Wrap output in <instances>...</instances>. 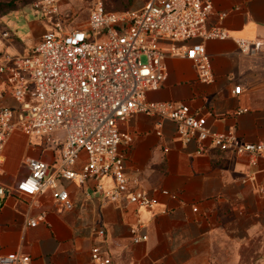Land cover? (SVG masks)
<instances>
[{
    "label": "crops",
    "instance_id": "obj_1",
    "mask_svg": "<svg viewBox=\"0 0 264 264\" xmlns=\"http://www.w3.org/2000/svg\"><path fill=\"white\" fill-rule=\"evenodd\" d=\"M64 1L59 9L70 19ZM145 1L136 2L133 9ZM204 1L212 5L207 26H219L229 38L195 39L186 45L202 43L213 83H200L190 60L167 57L166 80L146 93V101L186 105L192 114L205 118L210 132L247 143L264 142V48L255 56H244L232 40L264 44V0ZM222 13L226 16L219 21ZM67 27L84 29L86 24ZM46 31L44 22L31 13L25 33L10 31L15 43L4 49L10 55H24ZM236 87L240 93L234 96ZM0 106L18 107L1 81ZM119 129L132 138L129 147H119L125 173L154 201L153 207L138 208L125 200L110 203L95 192L93 180L84 184L59 180L58 187L68 192L72 203L69 211L58 210L50 192L32 198L12 194L28 174L26 158L49 166L59 158L54 146L34 147L35 141L15 131L0 166L1 255L27 256L28 264H93L90 251L100 245L111 264H224L238 262L241 247L258 244V262L264 264V196L257 192L263 180L254 174L246 156L220 152L210 144L198 154L200 146L194 139L184 142L174 123L156 116L135 114ZM99 183L111 186L109 180ZM41 214L43 221L33 228L26 226ZM99 229L104 231L103 239L95 235ZM131 229L146 240L134 244Z\"/></svg>",
    "mask_w": 264,
    "mask_h": 264
},
{
    "label": "built area",
    "instance_id": "obj_2",
    "mask_svg": "<svg viewBox=\"0 0 264 264\" xmlns=\"http://www.w3.org/2000/svg\"><path fill=\"white\" fill-rule=\"evenodd\" d=\"M60 1L36 0L31 5L33 16L44 22L47 31L26 54L0 52V81L18 105L16 110L0 106V166L15 131L35 141L34 147L54 146L59 152L54 166L26 158L23 165L28 174L12 194L32 198L50 192L57 209L69 211L72 203L68 192L58 187L59 180L78 184L93 180L97 182L95 192L110 203L125 200L151 209L154 201L135 179L127 177L124 153L119 151L120 145L132 144L131 136L122 132L119 124L135 114H145L174 123L179 138L199 144L198 154L210 144L220 152L246 156L254 174L263 180L257 192L264 196V142L247 143L210 132L205 118L192 114L186 105L146 101V93L156 91L166 80L167 57L190 60L197 80L213 83L210 59L202 43L186 45L195 39L229 38L219 26H207L212 13L209 1L146 0L137 9L113 12L95 0L84 29H68L69 17L60 11ZM225 16L219 14L218 20ZM232 40L244 56H255L264 48L258 41ZM239 93L240 87L232 91L234 96ZM105 180L111 182L110 188L99 183ZM43 219L41 214L26 226L33 228ZM130 233L134 244L146 240L137 236V229ZM95 235L103 239L104 231L99 229ZM90 260L111 264L100 245L92 247ZM29 261L27 256L0 254V264Z\"/></svg>",
    "mask_w": 264,
    "mask_h": 264
},
{
    "label": "rangeland",
    "instance_id": "obj_3",
    "mask_svg": "<svg viewBox=\"0 0 264 264\" xmlns=\"http://www.w3.org/2000/svg\"><path fill=\"white\" fill-rule=\"evenodd\" d=\"M36 0H0V52L7 53L4 47L15 43V37L10 31H16L22 35L26 31V21L32 13L31 5ZM95 0H65L69 7L64 9L70 15L67 24L83 27L86 24L88 12ZM107 11L121 12L135 8L136 2L144 0H101ZM9 24L13 26L10 28ZM10 30V31H8ZM7 34V37L3 35ZM240 260L235 263L225 262L224 264H260L259 248L241 247Z\"/></svg>",
    "mask_w": 264,
    "mask_h": 264
}]
</instances>
